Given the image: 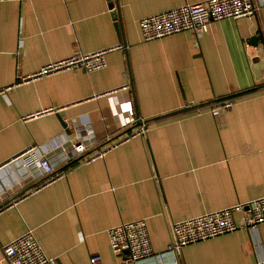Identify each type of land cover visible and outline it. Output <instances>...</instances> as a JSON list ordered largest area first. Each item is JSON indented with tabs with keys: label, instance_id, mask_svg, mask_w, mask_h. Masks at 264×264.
<instances>
[{
	"label": "crops",
	"instance_id": "crops-1",
	"mask_svg": "<svg viewBox=\"0 0 264 264\" xmlns=\"http://www.w3.org/2000/svg\"><path fill=\"white\" fill-rule=\"evenodd\" d=\"M116 1L122 33L110 0L0 1V165L34 146L79 136L99 146L129 135L136 125L113 110L130 106L149 127L88 164L56 151V171L66 175L46 185L47 175L21 159L4 167L0 264H8L4 246L28 229L54 264H90L93 255L101 264H264V223L188 244L178 262L124 263L108 236L145 219L162 252L173 222L264 195V41H252L259 27L264 37V6L213 20L201 35L144 40L142 18L203 0ZM117 45L105 68L30 77L74 53ZM227 98L235 105L219 115L192 111Z\"/></svg>",
	"mask_w": 264,
	"mask_h": 264
},
{
	"label": "built area",
	"instance_id": "built-area-1",
	"mask_svg": "<svg viewBox=\"0 0 264 264\" xmlns=\"http://www.w3.org/2000/svg\"><path fill=\"white\" fill-rule=\"evenodd\" d=\"M6 1V0H0ZM23 1V0H16ZM264 6V0H203L197 3H185L177 8L158 12L140 20V29L144 40H154L174 33L191 31L196 35L208 31L213 20L225 18H240L255 16ZM123 48L117 45L91 53H74L62 59L50 62L30 77L46 76L57 72L80 69L87 72L96 71L107 66V54ZM264 77V76H263ZM4 90H0V93ZM234 98L212 101L195 105L192 110L197 114L208 111L219 115L232 109ZM45 111L26 117L31 118ZM123 125H136L129 135L118 139L109 136L104 144L99 146L79 136L69 143L54 144L50 149L34 146L20 153L15 158L0 165L4 167L21 159L23 166H35L47 175L44 183L65 176V171H56L52 155L58 151L63 161H76L88 164L99 158H104L108 152L118 147L131 137L144 136L148 132V124L135 115L132 107L124 110H113ZM96 145V146H95ZM239 215V216H238ZM264 223V195L247 202H239L218 210L206 212L187 219L175 221L171 227L172 237L166 250L156 252L145 219L122 222L108 230L112 250L123 254L124 263H137L150 258L162 260L166 255L172 256L178 262L183 248L191 243L213 238L241 228L256 230ZM4 258L8 264H54L55 258L48 257L33 230L28 229L22 235L12 239L3 249ZM102 257L93 255L90 264H101Z\"/></svg>",
	"mask_w": 264,
	"mask_h": 264
},
{
	"label": "water",
	"instance_id": "water-1",
	"mask_svg": "<svg viewBox=\"0 0 264 264\" xmlns=\"http://www.w3.org/2000/svg\"><path fill=\"white\" fill-rule=\"evenodd\" d=\"M109 6L113 10L112 15H113V18L116 20V28H118L122 33V28H123L122 27V18L120 15V11L118 8L117 1L116 0H110ZM257 40H261L262 42L264 41L262 29L260 27L257 29L256 35L252 38L253 43L256 42ZM62 124L65 128H68V125H69L68 122L62 121Z\"/></svg>",
	"mask_w": 264,
	"mask_h": 264
}]
</instances>
